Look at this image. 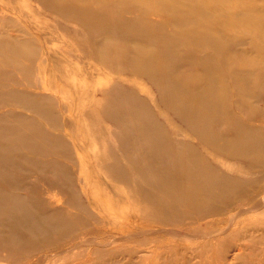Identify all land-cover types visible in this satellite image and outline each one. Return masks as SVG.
Returning a JSON list of instances; mask_svg holds the SVG:
<instances>
[{"label":"bare ground","instance_id":"bare-ground-1","mask_svg":"<svg viewBox=\"0 0 264 264\" xmlns=\"http://www.w3.org/2000/svg\"><path fill=\"white\" fill-rule=\"evenodd\" d=\"M38 1L65 20L88 28L91 33L84 40L83 48L86 45L88 54L103 65L95 66L92 75L83 78L84 82L82 77H72L71 73H81L74 67L72 57L63 55L62 47L77 59L81 55L73 52L76 48L63 36L41 31L44 59L65 61L70 65L61 70L65 80H69L67 87L76 93L70 97L71 102L65 101L68 108L71 110L81 101L89 105L77 107V123L73 118L68 119L66 126L70 133L84 140L93 133H98L99 139L105 135L103 127L91 128L85 118L95 120L107 116L123 125L117 133V147L98 152L84 146L80 148L90 158V166L82 169L86 176L89 175L88 180L97 176V166L114 179L111 184L103 181L107 184L103 190L111 200L107 209L84 190L90 204L101 206L98 214L104 218L106 229L100 235L125 242L155 232L156 236L164 235L169 239L156 242L157 248L166 245L173 248L198 231L206 230L194 227L185 232L167 224L175 220L181 222L186 215L196 217L202 205L211 201L217 208L229 204L264 179V0ZM21 5L28 7L29 3L7 0L0 4V9L13 11ZM3 6L6 10L1 8ZM20 12L25 22L33 27L26 11L20 9ZM153 14L170 25H162ZM105 32L128 35L130 43L104 36ZM137 33L157 44L140 46L142 41L136 39ZM22 43L0 44V97L33 109L57 127L61 111L55 109L51 97L14 87L17 82L14 78L9 79L11 84L3 80L6 69L2 63L19 68L22 65L17 64L22 56L38 55L37 48L27 51ZM232 43L247 45L248 55L240 60L233 58L229 48ZM183 65L190 66L191 70H185ZM105 69L117 75L111 77ZM136 77H149L158 86L159 105L156 106L163 111L170 109L183 121L189 137L173 136L165 121L167 118L163 119L166 114L162 112L161 119L155 117L152 107L135 88L120 84L125 80L148 92ZM218 125L224 130H218ZM174 127L177 133L179 124L175 123ZM73 139L75 141V137ZM52 154L72 157L71 147L63 135L49 131L31 116L11 111L0 113L1 254L12 255L19 249L33 248L41 241L49 243L54 232L66 236L86 226L87 215H90L86 202L71 188H63L60 193L69 205L86 212L85 215L46 202L45 188L38 179L31 181L32 198L14 193L23 181L28 182L26 174L33 168L60 166L71 177L68 165L50 156ZM218 157H241L250 169H254L255 175L243 179L230 173ZM17 172L21 176L16 175ZM119 183L125 185L126 190H120ZM104 197L100 195L99 199ZM125 201L136 203L137 207L117 219L114 216L120 213L121 203ZM263 207L264 193L253 205L239 209L238 213L256 212ZM142 218L147 224L138 226ZM255 226L256 223L250 221L249 228ZM250 236L255 238L253 234ZM248 237L245 234L239 237L243 242L238 248L234 242L224 244L209 261L247 264L246 260H241L244 251L251 246L246 242ZM172 238L177 240H170ZM104 241L106 243L84 239L57 252L56 256L70 259L69 253L74 252V248L78 253L80 246L87 242L101 246L111 244L110 240ZM105 251L99 264H116L112 257L114 247L109 246ZM150 253L156 255L154 250ZM158 256L153 264H181L176 263L175 258ZM43 258L41 256L37 264L43 263Z\"/></svg>","mask_w":264,"mask_h":264},{"label":"rangeland","instance_id":"rangeland-1","mask_svg":"<svg viewBox=\"0 0 264 264\" xmlns=\"http://www.w3.org/2000/svg\"><path fill=\"white\" fill-rule=\"evenodd\" d=\"M26 1L29 3L28 7L21 5V7L18 9L15 8L13 11H4L0 9V44L15 46L16 43H20V41H22L25 50L31 51L33 48H37L38 55L36 57H32L31 55L22 56L21 62L17 64L22 65L19 68L14 67V64H9L7 62L2 63L6 69L3 80L6 83L11 84V80L9 79L14 78L17 81L13 85L14 87L29 89L51 97L55 109L61 111V113H59L60 124L55 127V125L51 124L49 119L41 116V114L37 113L33 109L24 105H19L16 102L4 97H0V113H7L11 111L25 116H31L41 126L49 131H52L55 134L60 133L63 135L65 142L71 147L72 157L67 158L58 154H52L50 156H56L60 162L68 165L69 169H71V177L64 173L60 166L52 165L42 170L33 168L26 174L28 182L24 183L23 181V184H21L19 188L14 189V193L27 199L32 198L31 181L38 179L40 185L45 188L44 199L46 202H53V205L57 207H69L71 211L79 212L85 215L86 212L79 211L78 208L69 205L65 200L66 197L60 193V190L63 188H71L80 194L81 200L86 202L90 215H87L88 218L85 227H80L66 236H62L61 234L54 232L50 236L51 242L49 243L41 241L37 245H34L33 248H25L23 250L19 249L12 255L7 254L6 252L3 254L0 253V264H37V261L41 258V256L44 257V262L41 264H99L103 253L106 252L105 249L109 248V246L114 247L112 257L115 261H117L116 264H153L159 258L158 255L164 256L165 258H175V262L181 264H208V262L209 264H216L214 260L209 261V259L216 253L215 251L219 250L222 246H224V244L229 242H234L238 248L243 242V240L239 239V237L244 234L249 236L246 239V242L251 246L244 251L242 254L243 259L241 261L246 260L247 264H264V207L256 212L238 213L239 209H244L253 205L254 202L262 196L264 193V179L251 190L242 192V195L240 194V198L230 202L229 204H224L222 207L217 208L215 207L216 204H213L214 201H211L202 205V210L196 217L186 215L183 217L181 222H177V220H175L167 224L166 226H174L185 232L192 230L194 227H199V229L202 228V230L204 228L206 230V232H196L197 234L195 236L182 241L180 244L178 243V245L173 244L176 245L173 248H169L167 245L157 248L156 242L163 240L164 242H167L169 239L164 235L156 236L155 232H152L147 237L135 238L125 242L116 240L109 236L103 237L100 235L104 229H106L104 218L102 219L98 214L101 210L100 205H103L104 208L107 209L109 208L108 204L111 201L108 197V193L103 190L105 189V186L107 187V184L103 183V181L111 184L114 179L104 173L100 166H97L95 168L97 172L99 171L97 176H94V178L91 176L92 179L88 180L87 177H89V175L86 176V174L82 172V169L83 167L87 168L90 166V158L88 157V154L83 153L80 148L84 146L90 151L98 152L108 150V148L117 147L119 145L117 133L121 130L120 128L122 124L118 125L116 121L107 116H102L101 118L95 120L84 117L86 121H88L89 127H103L105 129V135H101L99 139L97 137L99 136L98 133H93L94 135L92 134L89 138H87V140H84L75 135L73 136L70 133L69 127L66 126L68 119L71 120L73 118L72 121L77 123V117H75L77 107H88L89 105L87 106L84 101H81L71 110L68 108V104L65 103V101L71 102L70 97L76 96L74 90L67 87L66 83L69 80H65V77L61 72L62 69L67 68L66 66L68 63L60 60L53 61L44 59L46 55H42L43 40L40 36L41 31H45L49 35L56 34L63 36L69 44H73L74 48H76L73 52L77 51L81 55L80 59H77L76 56H72L71 51L62 47L64 50L62 52L63 55L72 57L75 65L74 67H76V69H78L77 71L81 73V75L78 73H71L72 77H82L83 81V78L88 75H92L95 66L103 65H101L98 60L94 61L91 55L88 54L86 45L84 47L85 49L83 48L84 40L88 37V34L91 33L88 28L81 26L77 22L65 20L59 14L53 13V11L46 8L38 0ZM2 2H7V0H0V4H2ZM1 8H4V6ZM20 9L26 11L28 15H25L28 17L27 19L31 21L29 23L34 24L33 27L25 22V17L20 12ZM130 15L133 16L135 14L130 13ZM153 17L156 20L160 18L156 14H153ZM10 18L13 19V22L10 21ZM159 21L162 25H170L163 22L162 18L159 19ZM39 22L41 25H36ZM214 24L215 23L212 25ZM68 31L69 33H67ZM103 35L114 36L118 42L130 43V41H128V35H121L120 33L112 34L108 32H105ZM137 35L136 39H140V41H142L140 45L142 47L157 44L155 43V40H150L149 37L143 35L142 33H137ZM229 48L232 51V57L237 60L243 59L248 55V53H246L248 50L247 45L232 43ZM54 63L56 65H54ZM183 67L187 71L191 70L188 65H183ZM105 70L108 72V69ZM108 74L111 77L117 75L116 73L111 72H108ZM97 79H99V77H97ZM137 79L142 82V87L144 89L147 88L148 92H144L141 90V87H135L130 84V82L125 80L121 81L123 83L120 84H124V86L126 85L128 88H135L138 94L144 97L152 107L155 117L157 116L161 119L164 117L163 113L166 114V117L163 119L167 118L165 121L169 126L170 133L173 136L178 135L182 138L186 136L189 137L187 132L188 130H186V126L183 121H180L177 117H175L170 109H165L163 111V109H160L159 106H156L159 105L158 86L149 77H138ZM175 123L179 124V131L177 133V129L174 127ZM216 128L220 131L224 130V127L221 125L216 126ZM74 137L75 141L73 139ZM203 150L205 153H208L207 149ZM123 153L124 152L120 154ZM208 155L213 158L212 154L208 153ZM218 158L225 162V165L222 164V166L226 171L239 175L243 179H248L255 175L254 169H250L246 165V160H243L241 157H226V159L223 157ZM16 175L21 176L20 172H17ZM119 184L120 190H126L125 185L122 183ZM85 189L89 191L91 199L94 197L100 205H93L88 202L84 193ZM111 194L113 193L111 192ZM100 195L105 197L99 199ZM136 207V203L134 204L133 202L125 201L121 203L120 213L114 217L119 219L123 217L122 214H124V212L128 210L130 211V209L133 211ZM219 217L221 218L219 219ZM250 221H254L256 226L249 228ZM146 224L147 222L144 218L138 221V226H144ZM152 226L158 228V225L154 223H152ZM219 232L220 234H218ZM203 233H205L204 236ZM251 234L255 235V238H250ZM93 237H95V239ZM89 238L96 241H103L105 243L106 241L104 240H110L111 244L101 246L96 242H87L80 246L78 253H75L77 249L74 248V252L69 253L70 259H68V257L65 259L64 257L61 258L56 256L57 252L73 247L79 241ZM258 238L260 239L259 242H257ZM170 240L177 239L172 238ZM205 245L206 247H204ZM236 246L232 249H235ZM150 250H154L156 255L151 256ZM237 251L239 250L236 249V252ZM238 264H242V262Z\"/></svg>","mask_w":264,"mask_h":264}]
</instances>
